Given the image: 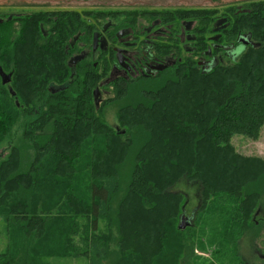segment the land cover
<instances>
[{
    "label": "trees",
    "instance_id": "trees-1",
    "mask_svg": "<svg viewBox=\"0 0 264 264\" xmlns=\"http://www.w3.org/2000/svg\"><path fill=\"white\" fill-rule=\"evenodd\" d=\"M217 10H0V69L12 75L9 84L0 75V224L8 239L0 264L52 257L106 264L111 245L135 264H245L233 240L237 226L264 232L257 198L264 161L240 154L231 140L257 138L264 125V0ZM139 16L176 33L196 22L195 53L177 37H160L158 49L173 64L149 78L111 76L116 54L93 53L92 35L108 26L119 42ZM216 26L222 46L214 54H225V46L243 51L234 50L231 64L219 55L223 61L208 70L202 61ZM100 83L120 103L115 127L95 103ZM52 86L63 89L53 93ZM17 123L22 135L8 152L2 146ZM182 178L202 185L205 202L213 194L236 198L226 211L237 220L226 225L229 235L204 243L201 235H179L187 197L172 188ZM194 243L215 245L214 260L196 255Z\"/></svg>",
    "mask_w": 264,
    "mask_h": 264
},
{
    "label": "rangeland",
    "instance_id": "rangeland-1",
    "mask_svg": "<svg viewBox=\"0 0 264 264\" xmlns=\"http://www.w3.org/2000/svg\"><path fill=\"white\" fill-rule=\"evenodd\" d=\"M250 1L252 0H0V10L6 13H21L25 11L31 12L37 10L60 11L83 9L92 11L106 10L142 12L146 10L204 8L218 9L217 14L220 15L225 10V7L246 5V3ZM144 17L145 16L138 17L137 21L135 22V29L133 30L138 31L141 27L153 23V21L148 22L146 19H144ZM9 18L11 19L12 16H9ZM195 26L196 22L194 25H191V31L194 35L198 36V34L193 30ZM18 27L19 23L15 22V25L9 26V29L11 28V31L15 34V31L18 29ZM179 30L181 32L182 27ZM74 40L75 38L72 39V41ZM190 46L192 45L190 44ZM235 49L230 50V54H233ZM217 54L223 56L225 55L224 51L217 52ZM183 55L185 56L186 53ZM199 59L200 58H198V60ZM223 63L231 64L232 62L229 58H227V56H224ZM212 67H209L208 70ZM147 83L148 84L145 85L150 87L151 83L148 81ZM103 88L104 86H95L93 97L95 100L96 92L97 101L100 104L99 106L103 108L106 121L115 127L119 123L117 112L120 103L119 101L114 100L115 92L113 91L114 89L112 87H107L108 89L104 88V90L101 91ZM137 92L138 91L135 90L133 95H135ZM21 135L22 127L20 123H17L13 128V136L4 142L2 147H6L7 151L10 152V148L12 145L18 142ZM231 142L235 146L236 151L240 154L245 155L246 157L259 158L264 161V125L262 126L260 134L257 138L237 135L232 138ZM252 173H255L254 170H252ZM172 189L174 191L184 192L187 197V202L182 207V212L177 218V227L180 228L179 226L182 215L187 218V222L192 223L190 227L183 228V231L180 232L179 235H184V237L187 239V235H196L197 240L201 235L200 238L202 239L203 243L208 242L209 237L214 239L215 235H229V230H227L226 225L230 222L236 224L237 220L231 218V215L226 211L229 210V206L232 205V202H236V198L222 200L218 196L220 201H216L217 197L213 194L208 198V201L205 202V198H203L204 188L202 185L198 181H189L187 178L180 179ZM257 198L260 200L258 206L262 205V213L259 215V218L264 220V190H260V192L257 194ZM218 206H223V208L217 210ZM226 206L228 207L226 208ZM129 207V205H125L124 209L128 211L130 210ZM254 218L256 219V214L254 215ZM235 232H237L238 235L237 239L233 240V242L236 246V251L238 252V259L240 261L244 260L245 264H264V258H262V255H264V232H262L260 235H255V230L252 232H247L238 226ZM225 235H222V237L226 239V241H229ZM134 240L135 239H133V242ZM190 241L192 242L191 238ZM7 244V235H5L3 226L0 224V252L5 250ZM175 245H177L176 241L174 242V246ZM193 247L194 253L196 255L214 260L215 245L207 246V249H204L200 247V243H194ZM111 249L112 252L106 261V264H135V262L123 257L122 255L118 257L115 251L118 249L116 246L111 245ZM48 262V264H88L86 258L72 259L69 257H52ZM215 263L219 264L216 260Z\"/></svg>",
    "mask_w": 264,
    "mask_h": 264
},
{
    "label": "flooded vegetation",
    "instance_id": "flooded-vegetation-1",
    "mask_svg": "<svg viewBox=\"0 0 264 264\" xmlns=\"http://www.w3.org/2000/svg\"><path fill=\"white\" fill-rule=\"evenodd\" d=\"M164 26L161 24L160 20L155 19L153 23L141 27L138 31L130 30V35L125 38H119V42L113 38L114 35H112L111 32H108L109 28L105 26L103 29H101V31L99 30L97 32L99 33L97 35L98 48L95 54H99L102 51L109 52L110 50H114L117 59L118 55L120 56L123 64H121L118 59V63L114 65V70L112 71V73L115 75L114 77L118 75L117 78L125 77L129 80L138 77L149 78L152 76H157L161 71H163L164 68L174 63V60L172 59L174 56L167 57V55L162 54L158 49V39L160 37L169 38L172 40V42L173 39L177 37L178 41L182 43L187 52L195 53V45L193 42L195 43L196 36L193 35L191 28L189 27L190 25L188 26V22L184 24L182 31L178 33L174 32L172 28L170 29V26ZM216 27L220 29L222 26ZM217 35H220L217 40L212 39V37ZM102 38H106L107 40L105 50L103 48L101 49ZM208 38L210 45L207 51L209 54L207 58L204 59L205 61H202L203 68L212 67L215 63L223 61L222 57L218 54H214L212 50L213 48L222 46L219 43L221 32H214L210 34ZM190 44L192 46H190ZM224 48L227 58L231 59L233 57V54H230L229 52L231 48H228L227 46ZM117 49H120L121 51L118 52ZM86 52L88 53V51ZM92 52L94 53L93 48ZM81 54L86 55L84 52ZM111 79H113V77ZM99 86H104V83H100ZM103 90L104 88L101 89V91ZM262 258H264V255H262Z\"/></svg>",
    "mask_w": 264,
    "mask_h": 264
},
{
    "label": "water",
    "instance_id": "water-1",
    "mask_svg": "<svg viewBox=\"0 0 264 264\" xmlns=\"http://www.w3.org/2000/svg\"><path fill=\"white\" fill-rule=\"evenodd\" d=\"M226 19L225 18H222V19H220V21H225ZM1 22H2V20H0ZM219 21V22H220ZM106 27H108V26H106ZM218 30H220L219 28H216L215 29V31H218ZM45 35H47V32H45L44 33ZM99 33H95V35H94V43H93V49H94V52H96V50H97V48H98V41H97V35H98ZM219 36L220 35H217V36H214V37H212V39H214V40H217L218 38H219ZM76 39H77V37L75 38V40L72 42V45H74L75 44V41H76ZM102 45H101V49L103 48L104 50H105V48H106V43H107V40H106V38H102ZM242 42H244V43H248L249 41L247 40V38H245V37H242V40H241ZM117 51L118 52H120L121 50L120 49H117ZM86 55H83V54H80V55H75V56H73L71 59H70V61H69V63H70V65L71 66H75L80 60H82L84 57H85ZM118 59H119V62L121 63V64H123V62H122V60H121V58H120V56L118 55ZM0 75H1V77H2V82L4 83V84H9L10 82H11V80H12V75L11 74H7L6 72H4L2 69H0ZM114 75V73H112V76ZM61 89H63V87H55V86H52V87H50V90L54 93V92H56V91H59V90H61ZM14 93V92H13ZM98 93V92H97ZM95 101H96V104H97V107H100L99 105V103H98V101H97V96H96V92H95ZM188 220H187V218H185V216L184 215H182V217H181V223H180V228H186L188 225H189V223L190 222H187ZM191 224V223H190Z\"/></svg>",
    "mask_w": 264,
    "mask_h": 264
},
{
    "label": "clouds",
    "instance_id": "clouds-1",
    "mask_svg": "<svg viewBox=\"0 0 264 264\" xmlns=\"http://www.w3.org/2000/svg\"><path fill=\"white\" fill-rule=\"evenodd\" d=\"M242 51H243V48L242 47L239 48V49H237V53L242 52Z\"/></svg>",
    "mask_w": 264,
    "mask_h": 264
}]
</instances>
